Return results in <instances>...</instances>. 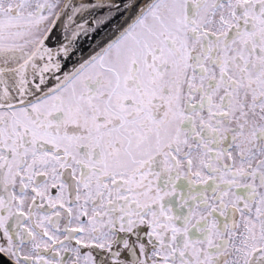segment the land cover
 Returning a JSON list of instances; mask_svg holds the SVG:
<instances>
[{
    "label": "snow or ice",
    "instance_id": "6c2138e0",
    "mask_svg": "<svg viewBox=\"0 0 264 264\" xmlns=\"http://www.w3.org/2000/svg\"><path fill=\"white\" fill-rule=\"evenodd\" d=\"M0 264H264V0H0Z\"/></svg>",
    "mask_w": 264,
    "mask_h": 264
}]
</instances>
